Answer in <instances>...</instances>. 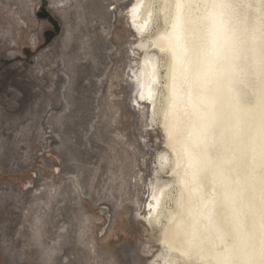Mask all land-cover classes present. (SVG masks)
<instances>
[{"label": "rangeland", "instance_id": "374dc122", "mask_svg": "<svg viewBox=\"0 0 264 264\" xmlns=\"http://www.w3.org/2000/svg\"><path fill=\"white\" fill-rule=\"evenodd\" d=\"M41 1L0 0V264H150L164 147L131 102L130 0H47L58 33Z\"/></svg>", "mask_w": 264, "mask_h": 264}, {"label": "bare ground", "instance_id": "6f19581e", "mask_svg": "<svg viewBox=\"0 0 264 264\" xmlns=\"http://www.w3.org/2000/svg\"><path fill=\"white\" fill-rule=\"evenodd\" d=\"M124 14L131 102L163 135L141 216L150 264H258L264 0H130Z\"/></svg>", "mask_w": 264, "mask_h": 264}, {"label": "water", "instance_id": "95a60500", "mask_svg": "<svg viewBox=\"0 0 264 264\" xmlns=\"http://www.w3.org/2000/svg\"><path fill=\"white\" fill-rule=\"evenodd\" d=\"M47 4H48L47 0H42L41 1V6H40L41 10L38 12V15L39 16H43V17H48L51 20V22L54 24L55 29H56V31L58 33L60 31L59 23L57 22V20H55L51 16H49L48 11L46 10ZM53 36H54L53 32L47 31L45 33L46 41H50Z\"/></svg>", "mask_w": 264, "mask_h": 264}, {"label": "snow or ice", "instance_id": "6c2138e0", "mask_svg": "<svg viewBox=\"0 0 264 264\" xmlns=\"http://www.w3.org/2000/svg\"><path fill=\"white\" fill-rule=\"evenodd\" d=\"M141 100L144 99L143 93L140 96ZM151 207V205H149ZM259 228H260V260L258 264H264V213H262L259 221ZM247 264H257L256 261H249Z\"/></svg>", "mask_w": 264, "mask_h": 264}, {"label": "flooded vegetation", "instance_id": "af4514ba", "mask_svg": "<svg viewBox=\"0 0 264 264\" xmlns=\"http://www.w3.org/2000/svg\"><path fill=\"white\" fill-rule=\"evenodd\" d=\"M55 31H56V29H55ZM55 33V32H54ZM56 33H57V31H56Z\"/></svg>", "mask_w": 264, "mask_h": 264}]
</instances>
